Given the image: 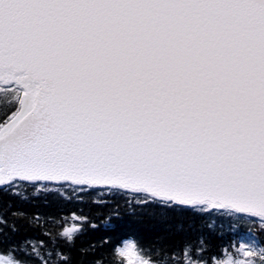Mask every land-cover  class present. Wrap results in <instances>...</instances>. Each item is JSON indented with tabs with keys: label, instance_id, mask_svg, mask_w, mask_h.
Segmentation results:
<instances>
[{
	"label": "snow or ice",
	"instance_id": "snow-or-ice-1",
	"mask_svg": "<svg viewBox=\"0 0 264 264\" xmlns=\"http://www.w3.org/2000/svg\"><path fill=\"white\" fill-rule=\"evenodd\" d=\"M17 186L131 194L172 235L211 238L216 216L264 236V0H0V195L28 201ZM206 243L125 241L117 264H264V240L244 259ZM78 251L58 264H99ZM34 255L0 228V264Z\"/></svg>",
	"mask_w": 264,
	"mask_h": 264
},
{
	"label": "trees",
	"instance_id": "trees-1",
	"mask_svg": "<svg viewBox=\"0 0 264 264\" xmlns=\"http://www.w3.org/2000/svg\"><path fill=\"white\" fill-rule=\"evenodd\" d=\"M16 191H25L30 198L21 202L8 195H0V217L9 222V227L5 228L0 224V228L13 247L20 245L29 254L33 248L38 249L39 256H33L36 264H45L46 260L48 264H58V257L55 255L57 252H70L74 260L82 259L78 251L82 248L88 251L89 261L117 264L122 259L117 249L125 241H134L139 246L138 250H159L161 245H165L172 252H178L180 249L177 246L182 245L185 239L190 240L193 245H199L201 240H205L207 252L204 255L207 259L217 252H233L238 255V247L242 242L252 244L255 240H264V236L255 228L250 231L249 225L233 227L234 221L216 216L207 218V222L214 223L212 231L215 235L211 238L207 233L200 236L199 232L194 231L172 235L166 231L165 225L156 224L147 216H141L139 201L131 194L116 199L106 191L78 195L69 188L59 190L63 193V197L59 199L52 196L45 199L43 196L31 197L30 190L19 186ZM12 213H23L32 222L19 219L13 224ZM68 217L71 219L67 226L76 224L78 228H83L82 234L75 240V247L71 249L58 235ZM52 218H58L61 224H55ZM12 227L17 231H10Z\"/></svg>",
	"mask_w": 264,
	"mask_h": 264
},
{
	"label": "rangeland",
	"instance_id": "rangeland-1",
	"mask_svg": "<svg viewBox=\"0 0 264 264\" xmlns=\"http://www.w3.org/2000/svg\"><path fill=\"white\" fill-rule=\"evenodd\" d=\"M249 245H251V243L248 242V241H245V242H242L241 246L238 247V257H239V259H244V256L241 254V250L247 248Z\"/></svg>",
	"mask_w": 264,
	"mask_h": 264
}]
</instances>
